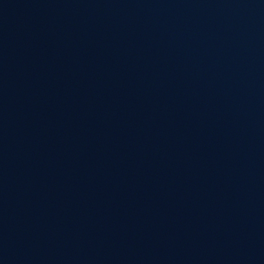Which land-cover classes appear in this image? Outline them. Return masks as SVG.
<instances>
[{"label":"water","instance_id":"95a60500","mask_svg":"<svg viewBox=\"0 0 264 264\" xmlns=\"http://www.w3.org/2000/svg\"><path fill=\"white\" fill-rule=\"evenodd\" d=\"M0 264H264V0H0Z\"/></svg>","mask_w":264,"mask_h":264}]
</instances>
